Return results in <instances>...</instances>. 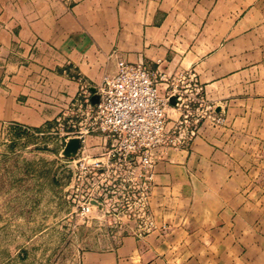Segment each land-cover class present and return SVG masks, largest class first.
<instances>
[{
    "label": "crops",
    "instance_id": "1",
    "mask_svg": "<svg viewBox=\"0 0 264 264\" xmlns=\"http://www.w3.org/2000/svg\"><path fill=\"white\" fill-rule=\"evenodd\" d=\"M119 61L222 122L156 152L152 232L100 235L77 264H264V0H0V133L54 123Z\"/></svg>",
    "mask_w": 264,
    "mask_h": 264
},
{
    "label": "built area",
    "instance_id": "2",
    "mask_svg": "<svg viewBox=\"0 0 264 264\" xmlns=\"http://www.w3.org/2000/svg\"><path fill=\"white\" fill-rule=\"evenodd\" d=\"M94 89L98 96L95 105L90 91L81 88L74 107L79 101L85 104L88 124L75 132L77 136L68 138L80 140L76 157L85 153L82 144L86 135L103 140V152L92 158L87 155L91 164H79L78 180L83 177L86 182V199L77 208L81 216L95 208L114 221L127 218L131 222L127 235L142 237L155 229L150 190L156 152L192 140L201 120L220 124L222 119L197 93L187 97L178 86L161 97L155 75L143 64L119 61L116 73ZM169 99L174 100L173 109L180 113L171 127L167 123ZM75 190H79L78 185Z\"/></svg>",
    "mask_w": 264,
    "mask_h": 264
},
{
    "label": "rangeland",
    "instance_id": "3",
    "mask_svg": "<svg viewBox=\"0 0 264 264\" xmlns=\"http://www.w3.org/2000/svg\"><path fill=\"white\" fill-rule=\"evenodd\" d=\"M77 104L41 128L10 126L0 133V264H77L98 236L129 233L127 218L114 221L95 208L87 216L79 213L86 199L79 164H91L86 156L103 150L86 135L83 155L62 156L68 138L88 124L85 104Z\"/></svg>",
    "mask_w": 264,
    "mask_h": 264
},
{
    "label": "water",
    "instance_id": "4",
    "mask_svg": "<svg viewBox=\"0 0 264 264\" xmlns=\"http://www.w3.org/2000/svg\"><path fill=\"white\" fill-rule=\"evenodd\" d=\"M90 93L92 94L91 96V103L93 105L98 103V96L95 94V89H90ZM80 147V140L77 138H71L69 139L65 147L62 151V156L66 159H74L78 153Z\"/></svg>",
    "mask_w": 264,
    "mask_h": 264
}]
</instances>
